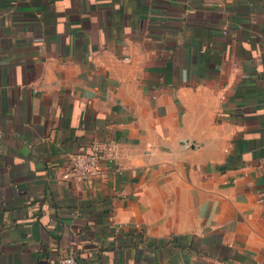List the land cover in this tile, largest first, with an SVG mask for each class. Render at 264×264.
<instances>
[{
  "label": "crops",
  "instance_id": "1",
  "mask_svg": "<svg viewBox=\"0 0 264 264\" xmlns=\"http://www.w3.org/2000/svg\"><path fill=\"white\" fill-rule=\"evenodd\" d=\"M69 253L264 264V0H0V264Z\"/></svg>",
  "mask_w": 264,
  "mask_h": 264
},
{
  "label": "built area",
  "instance_id": "2",
  "mask_svg": "<svg viewBox=\"0 0 264 264\" xmlns=\"http://www.w3.org/2000/svg\"><path fill=\"white\" fill-rule=\"evenodd\" d=\"M117 142H96L90 152H76L71 155V166L66 177L77 180H89L100 172V163L115 158ZM60 264H79L76 256L69 253L62 257Z\"/></svg>",
  "mask_w": 264,
  "mask_h": 264
}]
</instances>
